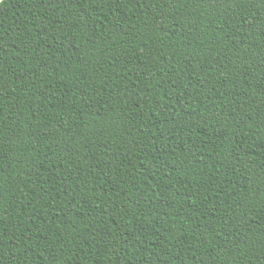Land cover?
Masks as SVG:
<instances>
[{
	"label": "trees",
	"instance_id": "1",
	"mask_svg": "<svg viewBox=\"0 0 264 264\" xmlns=\"http://www.w3.org/2000/svg\"><path fill=\"white\" fill-rule=\"evenodd\" d=\"M0 264H264V0H2Z\"/></svg>",
	"mask_w": 264,
	"mask_h": 264
},
{
	"label": "water",
	"instance_id": "2",
	"mask_svg": "<svg viewBox=\"0 0 264 264\" xmlns=\"http://www.w3.org/2000/svg\"><path fill=\"white\" fill-rule=\"evenodd\" d=\"M1 1H2V0H1ZM1 1H0V2H1Z\"/></svg>",
	"mask_w": 264,
	"mask_h": 264
},
{
	"label": "bare ground",
	"instance_id": "3",
	"mask_svg": "<svg viewBox=\"0 0 264 264\" xmlns=\"http://www.w3.org/2000/svg\"><path fill=\"white\" fill-rule=\"evenodd\" d=\"M1 1V0H0Z\"/></svg>",
	"mask_w": 264,
	"mask_h": 264
}]
</instances>
